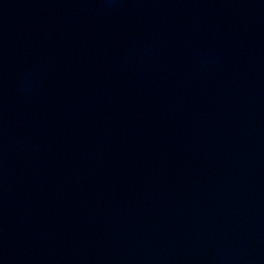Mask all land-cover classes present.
Masks as SVG:
<instances>
[{
  "label": "water",
  "instance_id": "95a60500",
  "mask_svg": "<svg viewBox=\"0 0 264 264\" xmlns=\"http://www.w3.org/2000/svg\"><path fill=\"white\" fill-rule=\"evenodd\" d=\"M0 264H264V0H0Z\"/></svg>",
  "mask_w": 264,
  "mask_h": 264
}]
</instances>
